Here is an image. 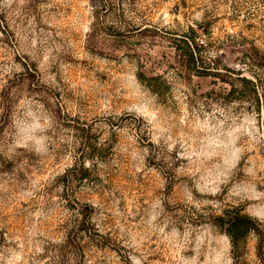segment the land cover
I'll list each match as a JSON object with an SVG mask.
<instances>
[{"label": "rangeland", "instance_id": "obj_1", "mask_svg": "<svg viewBox=\"0 0 264 264\" xmlns=\"http://www.w3.org/2000/svg\"><path fill=\"white\" fill-rule=\"evenodd\" d=\"M0 264H264V0H0Z\"/></svg>", "mask_w": 264, "mask_h": 264}, {"label": "trees", "instance_id": "obj_2", "mask_svg": "<svg viewBox=\"0 0 264 264\" xmlns=\"http://www.w3.org/2000/svg\"><path fill=\"white\" fill-rule=\"evenodd\" d=\"M227 223L228 227L226 232L234 246H237L241 241H244L251 231L259 230L257 221L247 215H242L234 220L228 221Z\"/></svg>", "mask_w": 264, "mask_h": 264}]
</instances>
